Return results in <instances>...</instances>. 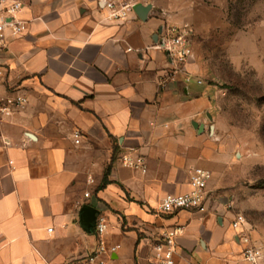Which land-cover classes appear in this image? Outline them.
I'll use <instances>...</instances> for the list:
<instances>
[{"label": "crops", "instance_id": "obj_1", "mask_svg": "<svg viewBox=\"0 0 264 264\" xmlns=\"http://www.w3.org/2000/svg\"><path fill=\"white\" fill-rule=\"evenodd\" d=\"M18 1L27 24L0 49V93L28 100L0 121V264H79L97 244L80 222L83 205L106 220L103 237L116 247L106 264H150L173 227L176 264H249L215 200L226 151L204 136L211 97L170 77L160 20L133 11L110 20L106 0ZM114 146L110 182L97 191ZM127 152L145 159V174L121 165ZM199 167L211 173L206 211L159 214L161 198L188 191Z\"/></svg>", "mask_w": 264, "mask_h": 264}, {"label": "rangeland", "instance_id": "obj_2", "mask_svg": "<svg viewBox=\"0 0 264 264\" xmlns=\"http://www.w3.org/2000/svg\"><path fill=\"white\" fill-rule=\"evenodd\" d=\"M116 1L151 5L161 25L189 31L187 69L211 97L204 136L226 151L215 200L231 220L244 216L243 230L259 251L255 264H264V0ZM190 85H197L193 78Z\"/></svg>", "mask_w": 264, "mask_h": 264}, {"label": "built area", "instance_id": "obj_3", "mask_svg": "<svg viewBox=\"0 0 264 264\" xmlns=\"http://www.w3.org/2000/svg\"><path fill=\"white\" fill-rule=\"evenodd\" d=\"M22 3L18 0H0V49L7 45L8 37H18L26 29L27 22L19 17ZM104 12L108 19L119 20L126 19L132 12V5L116 0L104 1ZM161 37L158 40L157 47L165 52L171 71L170 77L175 74H181L186 84L190 83L191 76L186 70V64L192 56L189 46V31L177 25H162ZM6 75V69L0 64V87L3 85ZM197 85L202 84V79L194 78ZM27 97L18 91L11 93H0V121L10 117L17 109L22 108L27 103ZM80 132L74 133L75 142H79ZM122 166L139 171L141 174L147 172L145 159L141 155L131 152L120 155ZM211 173L208 169L199 167L191 171L189 175L190 189L183 193L167 194L163 196L157 207V212L161 215L174 213L175 211H191L198 215L206 211L205 207V189ZM87 197L88 194L85 193ZM200 219V218H198ZM245 218L241 213H236L231 220V227L238 232V237L244 245L242 255L244 259L255 264L259 251L255 246L249 243V238L243 230ZM107 225L103 216L96 217L93 231L96 234L97 244L95 249L88 252L85 258L79 264H106L107 259L115 252V246H108L104 239ZM51 231V229H48ZM180 228L173 227L166 229L158 243L155 245L154 259L150 264H176L177 237ZM106 257L107 259L105 260Z\"/></svg>", "mask_w": 264, "mask_h": 264}, {"label": "water", "instance_id": "obj_4", "mask_svg": "<svg viewBox=\"0 0 264 264\" xmlns=\"http://www.w3.org/2000/svg\"><path fill=\"white\" fill-rule=\"evenodd\" d=\"M150 9H151V5H143L141 3H136L132 5V11L142 21L147 20ZM208 117L211 118L209 114ZM192 125L193 127L197 128L200 131L203 130L202 124L193 122ZM98 213L99 211L96 208L89 205H83L80 208L79 211L80 222L87 231L89 232L92 231Z\"/></svg>", "mask_w": 264, "mask_h": 264}, {"label": "trees", "instance_id": "obj_5", "mask_svg": "<svg viewBox=\"0 0 264 264\" xmlns=\"http://www.w3.org/2000/svg\"><path fill=\"white\" fill-rule=\"evenodd\" d=\"M116 154H117V148L114 146L113 147V151H112V157H111V161L110 163L106 166L105 170H104V173H103V177H102V180H101V183L100 185L98 186L97 188V191L104 188L110 181L108 180V175L110 173V170H111V165L112 163L115 161L116 159Z\"/></svg>", "mask_w": 264, "mask_h": 264}]
</instances>
